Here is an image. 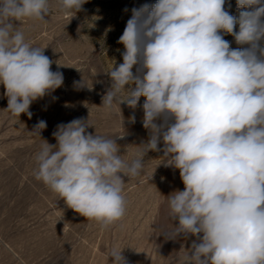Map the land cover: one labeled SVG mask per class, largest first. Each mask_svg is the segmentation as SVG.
I'll list each match as a JSON object with an SVG mask.
<instances>
[{
    "label": "clouds",
    "instance_id": "9594fccd",
    "mask_svg": "<svg viewBox=\"0 0 264 264\" xmlns=\"http://www.w3.org/2000/svg\"><path fill=\"white\" fill-rule=\"evenodd\" d=\"M86 2L59 0L74 13ZM237 6L245 9L238 17L225 0L133 7L118 40L123 63L107 72L112 84L102 105L135 109L144 97L149 140L128 162L116 139L94 135L88 120L73 119L57 125L55 145H42L36 178L107 229L126 214L124 177L140 175L149 151H163L164 166L179 170L184 189L167 197L178 224L160 234L199 240L179 264H264V0H237ZM49 13L48 0H0V84L14 116L31 118L30 105L63 85V73L51 70L44 48L27 42L13 23L45 21ZM222 33L247 47L231 49ZM129 120L135 123V116ZM46 127L40 120L34 129ZM109 257L126 264L120 248Z\"/></svg>",
    "mask_w": 264,
    "mask_h": 264
},
{
    "label": "rangeland",
    "instance_id": "374dc122",
    "mask_svg": "<svg viewBox=\"0 0 264 264\" xmlns=\"http://www.w3.org/2000/svg\"><path fill=\"white\" fill-rule=\"evenodd\" d=\"M156 2L87 0L74 13L63 10L59 0H48L45 21H13L27 42L44 48L53 61L51 70L62 72L64 81L30 105L31 118L7 110L8 98L0 84V264H112L113 247L122 249L126 264H179L192 242H199L191 235L165 239L160 234L178 224L170 218L167 197L184 189L179 170L164 166L163 151H149L140 175L124 177L126 214L107 229L69 208L35 176L42 145H55L57 125L73 119L88 120L92 127L87 131L94 135L116 139L119 154L128 162L149 140L150 131L143 126L144 97L135 109L116 102L105 108L102 97L112 84L107 72L123 63L125 49L118 40L131 9ZM225 9L237 17L245 10H238L237 0H225ZM238 30L236 25L234 31ZM222 35L231 49L247 47L238 45L231 34ZM82 80L86 86L78 87L75 82ZM132 115L135 123L129 120ZM40 120L47 127L35 130ZM158 147L162 149L163 142Z\"/></svg>",
    "mask_w": 264,
    "mask_h": 264
}]
</instances>
